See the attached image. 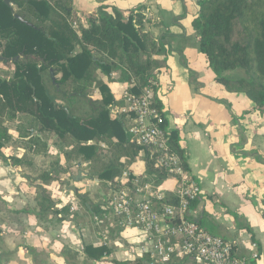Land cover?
Listing matches in <instances>:
<instances>
[{
	"label": "trees",
	"instance_id": "16d2710c",
	"mask_svg": "<svg viewBox=\"0 0 264 264\" xmlns=\"http://www.w3.org/2000/svg\"><path fill=\"white\" fill-rule=\"evenodd\" d=\"M4 1L0 0V161L29 183H39L32 210L37 226L47 231L74 216L69 206L59 207L46 187L67 184L75 165L84 178L111 183L112 195L120 187L116 181L142 154L147 180L155 179L157 188L170 181L175 189L177 181L155 167L150 150L132 142L126 116L109 112L121 102L97 76L114 73L126 82L133 80L130 92L136 95L151 86L165 65V53L144 15L138 10L109 14L99 7L86 15L83 27L72 0ZM197 4L194 26L215 80L226 91L247 97L264 120V0H198ZM227 72L240 74L231 78ZM153 105L161 111L157 99ZM164 127L171 151L182 156L178 133L165 123ZM53 138L65 165L48 153ZM7 147L19 148L22 155H5ZM99 207L87 210L98 218ZM84 252L89 260L110 253L104 245L91 244L84 245ZM168 264L195 263L175 254Z\"/></svg>",
	"mask_w": 264,
	"mask_h": 264
},
{
	"label": "crops",
	"instance_id": "0c3cea01",
	"mask_svg": "<svg viewBox=\"0 0 264 264\" xmlns=\"http://www.w3.org/2000/svg\"><path fill=\"white\" fill-rule=\"evenodd\" d=\"M72 1L83 27L86 15L99 7L109 14L138 10L144 15L165 53L157 77V100L167 128L178 133L185 147L188 173L200 185L188 216L209 234L233 242L240 257L249 259L255 244L259 257L251 264H264V120L247 97L226 91L215 80L194 26L198 0ZM226 74L235 78L240 73ZM97 76L113 99L121 102L117 107H122L120 97L127 82L114 73ZM9 134L17 138L14 130ZM18 150L7 147L5 155ZM48 153L65 165L56 138L48 142ZM128 170L145 175L142 154ZM66 183H52L46 189L59 207L69 206L74 216L46 231L37 226L32 212L39 183H29L0 161V264H146L147 255L140 250L148 244L147 238L115 218L109 206L111 183L84 178L78 165ZM173 187L172 182L166 183V189ZM96 205L101 216L92 218L87 209ZM85 244L104 245L110 253L89 260Z\"/></svg>",
	"mask_w": 264,
	"mask_h": 264
},
{
	"label": "built area",
	"instance_id": "2783aa9c",
	"mask_svg": "<svg viewBox=\"0 0 264 264\" xmlns=\"http://www.w3.org/2000/svg\"><path fill=\"white\" fill-rule=\"evenodd\" d=\"M73 28L77 29V23H73ZM157 77L158 74L151 86L139 95L130 92L135 82H127L120 97L123 106L110 108L113 115L126 116L132 142L149 149L148 157L155 167L162 168L178 186L173 190L157 188L147 180L146 174L137 176L129 170L124 171L116 181L119 189L110 196V209L121 226L137 229L147 238L148 244L140 250L147 255L146 264H168L175 254L191 258L195 264H251L257 261L259 255L255 244L249 259L240 257L233 242L207 233L188 218V207L200 195V185L187 171L184 145L179 143L182 156L169 147L163 109L159 111L153 105L157 99ZM20 151L10 156L19 157ZM169 198L174 203L167 202Z\"/></svg>",
	"mask_w": 264,
	"mask_h": 264
},
{
	"label": "rangeland",
	"instance_id": "374dc122",
	"mask_svg": "<svg viewBox=\"0 0 264 264\" xmlns=\"http://www.w3.org/2000/svg\"><path fill=\"white\" fill-rule=\"evenodd\" d=\"M152 179H153V178H152ZM152 179H150V182H152L154 185H156V184H155V181H154L155 179H153V180H152ZM164 188H165V187H164ZM173 189H174V187H173ZM111 211H112V210H111ZM111 211H110V209H108L107 214H108V215H111V214H112ZM88 216H90V214H89ZM92 218H93V215H92Z\"/></svg>",
	"mask_w": 264,
	"mask_h": 264
},
{
	"label": "water",
	"instance_id": "95a60500",
	"mask_svg": "<svg viewBox=\"0 0 264 264\" xmlns=\"http://www.w3.org/2000/svg\"><path fill=\"white\" fill-rule=\"evenodd\" d=\"M7 4V0L4 1ZM14 17L16 19H19L20 21H22L17 15H14ZM0 60H3V58L0 57ZM109 112H111V108H109ZM103 183V182H102Z\"/></svg>",
	"mask_w": 264,
	"mask_h": 264
}]
</instances>
